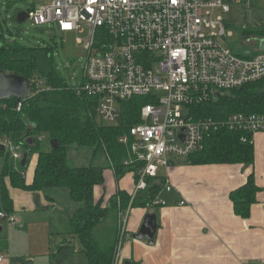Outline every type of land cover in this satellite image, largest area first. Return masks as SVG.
<instances>
[{"label":"built area","instance_id":"2783aa9c","mask_svg":"<svg viewBox=\"0 0 264 264\" xmlns=\"http://www.w3.org/2000/svg\"><path fill=\"white\" fill-rule=\"evenodd\" d=\"M243 1L48 0L44 6L27 11V19L36 26L54 24L61 34L77 35V43L84 46L86 54L80 84L74 89L78 95L95 100L99 124L119 125L123 101L147 97L150 102L141 110L142 122L119 138L127 150L123 165L133 170L135 180L129 207L122 208L118 199L112 264L120 263L131 204L147 193L149 181L162 183L152 205H166L161 195L171 192L173 186L163 170L180 158L188 160L203 151L211 133L226 128L251 135L254 142V136L264 132V114L234 113L220 119L194 110L216 100L217 94L221 97L264 81V38L258 41L256 53L244 56L219 42V37L233 35L226 32L224 15ZM216 10L221 15L215 17ZM87 31L86 39L79 38ZM37 87H41L39 83ZM21 107L19 102L18 111ZM36 141L48 139L42 134ZM0 144L4 147L2 167L9 158L25 178L19 169L26 152L23 142L4 136ZM0 219L8 225L17 223L5 211H0ZM3 259L0 255V263Z\"/></svg>","mask_w":264,"mask_h":264},{"label":"trees","instance_id":"16d2710c","mask_svg":"<svg viewBox=\"0 0 264 264\" xmlns=\"http://www.w3.org/2000/svg\"><path fill=\"white\" fill-rule=\"evenodd\" d=\"M242 35L245 40L259 41L264 38V27L244 30ZM23 50L17 42L9 41L0 30V69L6 75L23 77L32 83V96L29 99L10 98L0 103V140L10 136L16 142H23L26 151L36 153L38 157L31 184L15 170L13 161L5 159L0 169L1 209L7 213L13 212V201L5 186V178H9L13 188L34 193L47 189H67L70 199L80 205L70 218V233L79 237L88 264H112L115 244L111 248L102 247L94 237V230L106 220L109 212L117 211L118 199L120 206L127 208L131 198L128 193L119 191L107 206H102V200L96 201L94 190L104 184V168L71 167L68 163V148L76 145L103 149L119 181L126 173L133 171L123 165L127 150L119 143V138L128 133L132 126L142 122L141 110L150 102L147 97L123 101L118 126L99 124L95 100L78 95L55 72L39 74L34 56L19 58ZM38 83L40 88L37 87ZM19 102L22 103L20 111L17 109ZM194 110L202 116L220 119L234 113L264 114V81L228 91L219 99L203 103ZM42 134L47 136L49 142L45 151L42 150L43 143L36 141V137ZM52 140L58 143V149L52 148ZM251 140V135L220 128L207 137L204 150L190 155L188 161L193 165L252 166L255 162V148ZM26 167L21 164L19 169L23 172ZM149 184L151 186L147 193L134 199L132 208H145L154 203L162 183L149 181ZM259 192L261 189L252 173L246 184L230 193L235 214L244 219L249 218L253 206L258 203ZM66 253L60 247L58 254L52 256V259L58 257V260L57 257L54 259V264H63L67 258Z\"/></svg>","mask_w":264,"mask_h":264},{"label":"crops","instance_id":"0c3cea01","mask_svg":"<svg viewBox=\"0 0 264 264\" xmlns=\"http://www.w3.org/2000/svg\"><path fill=\"white\" fill-rule=\"evenodd\" d=\"M256 42L249 54L257 51ZM253 143L252 166L193 165L179 160L163 170L173 186L171 192L161 195L166 205L132 208L119 264H264V132L256 134ZM37 158L36 154L33 165L29 158L23 171L28 184L33 181ZM252 173L261 192L250 217L244 219L235 214L230 193L246 184ZM134 180L135 174L128 172L117 181L109 162L104 168V184L95 187L96 201L102 200L105 207L119 191L130 195ZM4 183L13 201V212L8 214L17 223L9 239L5 233L8 222L0 219V255L4 256L0 264H54L58 257L52 256L60 247L67 251L63 264H88L79 237L70 233V218L80 205L70 199L67 189L34 193L13 188L9 178ZM111 212L113 216L109 212L94 230L96 241L104 248H111L116 241L117 213ZM148 213L157 216L153 245L135 239Z\"/></svg>","mask_w":264,"mask_h":264},{"label":"rangeland","instance_id":"374dc122","mask_svg":"<svg viewBox=\"0 0 264 264\" xmlns=\"http://www.w3.org/2000/svg\"><path fill=\"white\" fill-rule=\"evenodd\" d=\"M47 1L0 0V30L9 41H15L24 48L19 58L35 57L39 74L55 72L70 88H76L81 81L86 54L84 46L77 43V35L75 33L61 34L54 24L36 26L28 19L22 23L18 22V16L21 13L33 7L40 8ZM217 15H221L219 10L215 11V17ZM224 17L226 32L232 31L233 35L219 37V42L243 56L254 51L257 40H245L242 34L244 30L252 31L264 27V0H245L241 4L232 5L231 11ZM87 36L88 31L79 35V38L84 40ZM97 121L99 123V119ZM105 124L118 126V124ZM48 143V141L43 142V151L48 149ZM35 156L36 153H29L31 165L34 164ZM0 162L2 163L1 159ZM109 162L103 149L76 145L68 148V163L71 167L100 166L107 169ZM61 204H63L62 201L59 206ZM112 214L113 212H110V216H113ZM13 230L14 225H6L5 233L9 239V232Z\"/></svg>","mask_w":264,"mask_h":264},{"label":"water","instance_id":"95a60500","mask_svg":"<svg viewBox=\"0 0 264 264\" xmlns=\"http://www.w3.org/2000/svg\"><path fill=\"white\" fill-rule=\"evenodd\" d=\"M28 18L27 12L21 13L18 16V22L22 23ZM264 49V42L261 46ZM32 96V84L30 81L23 77L6 75L0 69V103L10 98H16L17 100H27ZM220 98V94L215 96ZM54 150L59 148L58 143L55 140L50 142ZM4 151V147L0 144V153ZM29 159V153L26 151L24 159L22 161L23 167L27 166ZM158 230L157 216L153 213H148L145 217L143 225L140 228L138 234L135 235V239L147 240L150 245L155 243V235Z\"/></svg>","mask_w":264,"mask_h":264}]
</instances>
